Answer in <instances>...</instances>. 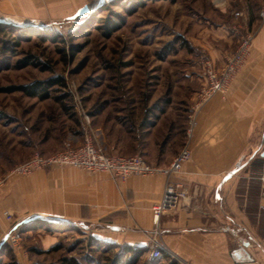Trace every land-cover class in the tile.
I'll return each instance as SVG.
<instances>
[{"label":"rangeland","instance_id":"374dc122","mask_svg":"<svg viewBox=\"0 0 264 264\" xmlns=\"http://www.w3.org/2000/svg\"><path fill=\"white\" fill-rule=\"evenodd\" d=\"M263 4L0 0V175L35 152L48 155L66 143L77 146L85 136L95 138L107 154L138 153L151 164L161 146L175 154L202 83V63L212 58L216 37L208 31L226 23L235 49L234 30L245 27L234 12L257 11ZM55 78L63 84L45 82V98L13 89ZM142 121L152 124L145 127ZM70 138L82 141L73 144ZM99 138L132 140L123 150L112 151ZM262 141L264 145V130ZM106 223L23 218L13 225L20 235L17 244L3 236L7 248L0 245V264H64V259L77 264H182L155 240L134 246ZM129 248L142 250L136 262L128 260L133 253ZM152 248L163 250L162 256L149 260Z\"/></svg>","mask_w":264,"mask_h":264},{"label":"crops","instance_id":"0c3cea01","mask_svg":"<svg viewBox=\"0 0 264 264\" xmlns=\"http://www.w3.org/2000/svg\"><path fill=\"white\" fill-rule=\"evenodd\" d=\"M258 11L241 10L242 27L254 31L250 55L226 97L215 96L202 105L191 159L170 178L186 188V196L160 216L157 228L150 206L162 192L164 175L120 179L53 165L29 175L13 174L0 186V243L23 218L104 220L130 244L143 247L153 239L182 264H264V17ZM226 30L221 23L208 31L216 37L210 55L219 64L234 49ZM99 139L112 151L123 150L132 140ZM70 140L79 144L82 138ZM156 150L161 153L150 160L155 165H167L175 155L162 146Z\"/></svg>","mask_w":264,"mask_h":264},{"label":"built area","instance_id":"2783aa9c","mask_svg":"<svg viewBox=\"0 0 264 264\" xmlns=\"http://www.w3.org/2000/svg\"><path fill=\"white\" fill-rule=\"evenodd\" d=\"M258 14L261 18L264 17V6L258 11ZM234 15L241 16L242 12L235 11ZM234 31L238 33L237 45L225 57L223 64H217L212 58H206L203 61L200 71L202 83L196 91L195 101L187 115L183 144L167 165L151 164L138 153L129 156L107 154L96 144L95 138L85 136L82 143L77 146L66 143L62 150L48 155L39 152L33 153L28 159L15 164L9 171L0 175V186L13 174L29 175L36 170L46 169L53 165L72 166L93 173L106 172L113 178L120 179L133 174H162L166 178L165 184L159 198L150 206L152 222L157 228L160 216L165 211L177 206L186 196V188L179 182H173L170 178L183 171V165L191 159L192 139L197 132L202 105L215 96L226 97L231 82L250 55L254 31L247 28L243 32L239 29ZM240 157L241 155L237 161ZM260 179L264 180V176H260ZM262 196L264 197V190ZM262 207L264 208V205ZM4 215L10 218L12 214L5 211ZM4 238L9 244L15 245L20 239V235L12 227L6 232ZM170 253L180 261L176 254L171 251ZM162 254L163 250L152 248L149 251L148 259L154 260L161 257Z\"/></svg>","mask_w":264,"mask_h":264},{"label":"trees","instance_id":"16d2710c","mask_svg":"<svg viewBox=\"0 0 264 264\" xmlns=\"http://www.w3.org/2000/svg\"><path fill=\"white\" fill-rule=\"evenodd\" d=\"M26 63H29V61H27ZM53 81H34L32 83L29 84H22V85H18L15 86L13 89H18L23 91L24 93H26L29 96H40L41 98H45L48 97V92H46V87L47 85H45V82L49 83V85L53 84V82H60L61 84H63V81H61L58 78L55 79H51ZM161 111H163V109L161 108ZM142 125H145V127H148L149 125L152 124V122H149V125H147L145 122H141ZM4 249L7 248V246L3 245ZM128 250H132V254H130V256L128 257V260L130 262H136L138 260V257L141 254L140 249H134V248H129ZM64 264H77L74 260L71 259H64Z\"/></svg>","mask_w":264,"mask_h":264},{"label":"water","instance_id":"95a60500","mask_svg":"<svg viewBox=\"0 0 264 264\" xmlns=\"http://www.w3.org/2000/svg\"><path fill=\"white\" fill-rule=\"evenodd\" d=\"M0 21H3V20L0 19ZM262 155H264V150H263V152H262ZM3 240H4V239H3ZM3 240L1 241L0 245H4V244H3V242H4Z\"/></svg>","mask_w":264,"mask_h":264}]
</instances>
